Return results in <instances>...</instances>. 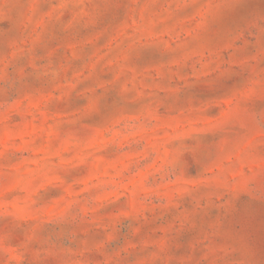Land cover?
Listing matches in <instances>:
<instances>
[{
	"label": "clouds",
	"instance_id": "clouds-1",
	"mask_svg": "<svg viewBox=\"0 0 264 264\" xmlns=\"http://www.w3.org/2000/svg\"><path fill=\"white\" fill-rule=\"evenodd\" d=\"M0 264H264V0H0Z\"/></svg>",
	"mask_w": 264,
	"mask_h": 264
}]
</instances>
